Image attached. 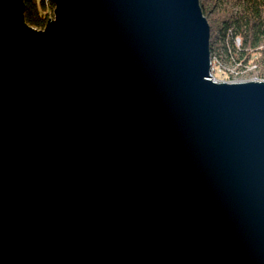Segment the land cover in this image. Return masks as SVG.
<instances>
[{"label": "water", "instance_id": "95a60500", "mask_svg": "<svg viewBox=\"0 0 264 264\" xmlns=\"http://www.w3.org/2000/svg\"><path fill=\"white\" fill-rule=\"evenodd\" d=\"M52 1L0 0V264H264V81L200 0Z\"/></svg>", "mask_w": 264, "mask_h": 264}, {"label": "trees", "instance_id": "16d2710c", "mask_svg": "<svg viewBox=\"0 0 264 264\" xmlns=\"http://www.w3.org/2000/svg\"><path fill=\"white\" fill-rule=\"evenodd\" d=\"M214 21L211 26V60L238 69L256 65L264 76V0H211ZM25 18L30 25L43 28L53 16L52 0H25ZM204 15L210 10L200 0ZM220 68V71L226 72Z\"/></svg>", "mask_w": 264, "mask_h": 264}, {"label": "rangeland", "instance_id": "374dc122", "mask_svg": "<svg viewBox=\"0 0 264 264\" xmlns=\"http://www.w3.org/2000/svg\"><path fill=\"white\" fill-rule=\"evenodd\" d=\"M205 3L207 8L210 10V12H212L211 9L214 5V2L211 0H205ZM205 16L207 17V19L214 21L215 15L213 12L208 13V16L207 15ZM53 17H54V10H53V16H51V18ZM45 26L43 28H37V27L35 28L40 30V29H44ZM222 66L223 65L221 64H217V62L212 64L211 74L217 82L224 81V82L235 83V82H247V81H264V76L262 74L263 70L258 69L254 64L249 66L248 68H244L241 70L238 69L237 66H233L230 64L225 65L223 68ZM220 68H222L223 71H225L226 73L223 74L220 71Z\"/></svg>", "mask_w": 264, "mask_h": 264}, {"label": "built area", "instance_id": "2783aa9c", "mask_svg": "<svg viewBox=\"0 0 264 264\" xmlns=\"http://www.w3.org/2000/svg\"><path fill=\"white\" fill-rule=\"evenodd\" d=\"M215 62H217V60H213V61L211 60V63H212V64H214Z\"/></svg>", "mask_w": 264, "mask_h": 264}]
</instances>
